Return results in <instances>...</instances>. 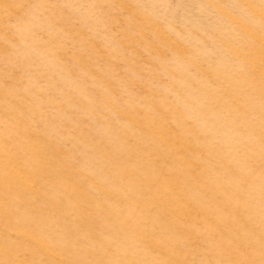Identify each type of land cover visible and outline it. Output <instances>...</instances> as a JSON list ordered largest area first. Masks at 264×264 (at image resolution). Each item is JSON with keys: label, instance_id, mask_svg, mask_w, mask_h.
Segmentation results:
<instances>
[{"label": "rangeland", "instance_id": "obj_1", "mask_svg": "<svg viewBox=\"0 0 264 264\" xmlns=\"http://www.w3.org/2000/svg\"><path fill=\"white\" fill-rule=\"evenodd\" d=\"M0 264H264V0H0Z\"/></svg>", "mask_w": 264, "mask_h": 264}]
</instances>
